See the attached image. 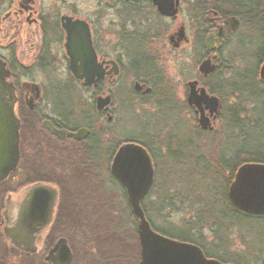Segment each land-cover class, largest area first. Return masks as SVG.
Here are the masks:
<instances>
[{
	"label": "flooded vegetation",
	"instance_id": "1",
	"mask_svg": "<svg viewBox=\"0 0 264 264\" xmlns=\"http://www.w3.org/2000/svg\"><path fill=\"white\" fill-rule=\"evenodd\" d=\"M260 15L264 16V1L259 10L247 0H0V77L11 88L17 125L16 163L3 177L0 169V264H17L18 259L54 264L51 258L59 259L64 246L71 253V262L77 260L81 229L76 223L69 226L61 213L58 187L35 177L40 173L36 166L43 172L45 163L56 156L107 161L106 174L113 184L111 162L121 145L142 146L153 162L151 148L142 138L116 132L124 137L112 139L113 88L118 77H131L124 107L131 102L156 103L170 119L172 100L155 98L153 82L157 80L153 77H173V68L169 75L165 73L159 56L173 60V48L183 44L199 53L196 73L185 82L182 100L197 136L219 133L214 152L209 149L202 158L209 163L213 152L216 169L229 172L232 179L223 193L229 205L237 208L230 201L229 190L243 164V123L249 120L250 129H257L253 133L259 139L264 137V75L260 72L264 28ZM202 61H207L205 71L199 70ZM75 77L100 78L86 85L84 79ZM189 81L196 82L201 112L187 103ZM68 84L75 89L68 90ZM200 88L217 98L214 110L210 100L198 99ZM98 97H109L107 106H98ZM200 114L205 118L204 127L198 121ZM159 137L155 143L165 145L167 151L156 150L155 158L164 150L173 157V134ZM152 185L153 180L148 192ZM144 196L139 204L145 214ZM124 206L128 214V200ZM180 230L184 234L173 240L198 246L206 259L232 264L203 249L191 230Z\"/></svg>",
	"mask_w": 264,
	"mask_h": 264
},
{
	"label": "rangeland",
	"instance_id": "2",
	"mask_svg": "<svg viewBox=\"0 0 264 264\" xmlns=\"http://www.w3.org/2000/svg\"><path fill=\"white\" fill-rule=\"evenodd\" d=\"M165 52L162 50L161 54ZM198 53V49L192 50L183 44L177 50L173 48V60L159 56L158 62H161L165 73L169 75L173 68V77H153L157 80L153 82L155 98L161 96L172 100L173 117L170 119L156 103L144 106L131 102L124 107V95L132 78L118 77L113 88L114 117L109 123L112 139L116 141L124 137L116 136V132L133 133L131 135L142 138L156 154V150L167 151V147L157 146L155 139L172 133L173 157L164 150L161 156H156L153 164V185L143 198L147 215L157 226L171 223L173 227L168 228L175 236L184 234L180 229L191 230L193 238L203 243L210 254L214 252L237 264H258L264 261V223L257 220L229 221L227 216L231 213L223 190L225 187L227 190L232 178L229 172L216 169L217 163L212 160L213 143L219 138V133H200L197 136L191 113L182 100L185 82L196 73ZM72 86L70 84L67 89H72ZM247 131L252 132L249 137L253 140V132L256 133L257 129ZM251 139L242 141V145L253 143ZM258 141L264 143V137ZM209 149L213 151L208 158L211 163L202 158V153H209ZM107 165V161H87L84 157L74 161L56 156L45 163L43 172L41 166H36L40 173L35 177H42L58 187L61 213L69 226L76 223V228L81 229V245L77 248L80 251L77 260L70 264H106L107 260L109 264H130L118 256L128 255L139 246L137 234L133 231L136 221L127 216L121 189L108 181ZM168 196H173V205H164L158 211ZM219 211L225 212L227 219L217 222ZM18 261L17 264H29L26 259Z\"/></svg>",
	"mask_w": 264,
	"mask_h": 264
},
{
	"label": "water",
	"instance_id": "3",
	"mask_svg": "<svg viewBox=\"0 0 264 264\" xmlns=\"http://www.w3.org/2000/svg\"><path fill=\"white\" fill-rule=\"evenodd\" d=\"M205 69H207V61H202L199 70L205 71ZM260 72L264 75V66ZM100 73L99 71V76ZM75 78L84 79L83 83L88 85L100 77ZM195 83V81L188 82L187 103L195 104L200 108L195 96ZM149 89L146 88V91ZM11 93V88L4 82V77H0V169L3 170L2 177L16 163L17 125L13 118ZM200 98L210 100L213 110L215 109L217 98L208 96L203 88L199 90L198 99ZM99 100L98 106H107L109 97H98ZM198 121L202 127L205 126V118L202 115ZM111 172L125 188L131 211L137 219L136 234L140 246L138 264H219L214 260L206 259L198 246L175 241L151 228L139 204V200L148 192L153 180V164L145 148L133 143L121 145L111 162ZM50 192L53 194L51 189ZM229 198L233 205L243 211L264 214V164L243 163L231 185ZM62 241L63 239L59 240L60 245ZM62 249L63 252L59 259L51 258L52 263L69 264L71 262L69 249L66 246Z\"/></svg>",
	"mask_w": 264,
	"mask_h": 264
},
{
	"label": "trees",
	"instance_id": "4",
	"mask_svg": "<svg viewBox=\"0 0 264 264\" xmlns=\"http://www.w3.org/2000/svg\"><path fill=\"white\" fill-rule=\"evenodd\" d=\"M247 1H249L250 4H252L253 6L256 5L257 9L260 10L261 1H264V0H247ZM259 19H260V25L264 28V16L260 15ZM246 127H248L249 129L251 128L249 126V120L245 121L242 125V135H243L242 141H246V140L251 139L249 137V134L252 132L247 131L248 128L245 129ZM261 131L264 132V128L261 129ZM253 135H254L253 140L251 139L253 141V143H247L248 145H241V163H245V162L264 163V143L258 141V137L256 134L253 133ZM150 152H151V156H152V160H153V164H154V162H156L154 152L151 149H150ZM111 179H112L113 184L121 189L120 195H121L123 202H124V205H125V203L127 202L125 193L122 191V188L120 187L117 180L113 177ZM223 196H224L225 202L228 204V206L230 208L231 214L228 215L231 218L230 222L236 221L238 223V221L240 222V220H245V221L257 220L259 222L264 223V215L255 216L254 214L243 211L239 208L238 209L233 208L228 203L226 193H223ZM163 202H164V204L162 203V205L159 207L158 211H161L163 209L164 205L167 207L172 206L173 205V196H168ZM141 203L143 204V200ZM126 208H128V207L125 206V210H126ZM147 212H148V210L145 207V216H146V218H147V220H148V222H149V224L153 230H156V232L158 231L159 234L164 235V236L169 237V238H173V236H175V234H173V231L169 230V228H168L169 226L173 227V225L171 223H168L167 224L168 226H161V227L157 226L149 218V216L147 215L148 214ZM127 216L133 222L136 221V219H135L134 215L132 214L130 208H129V213L127 214ZM225 218H226V213L223 211H219L217 219H225ZM133 231L136 232V226L133 227ZM201 247L203 249H205V246L203 244L201 245ZM117 256H118V254H117ZM139 256H140V246H138V248L134 252L128 253V255L119 254L118 257H122L124 259L125 263L128 262L130 264H134V261H137L139 259ZM216 256H218L217 258L220 260H225L226 262L229 260L232 264H237L235 262H232L231 259L226 260L223 257H221L220 255H216ZM247 264H252V263H247Z\"/></svg>",
	"mask_w": 264,
	"mask_h": 264
}]
</instances>
